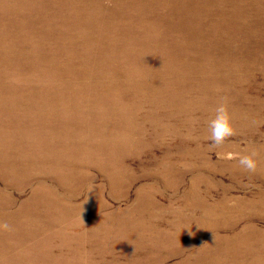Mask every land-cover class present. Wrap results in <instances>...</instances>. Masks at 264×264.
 <instances>
[{
	"label": "rangeland",
	"instance_id": "374dc122",
	"mask_svg": "<svg viewBox=\"0 0 264 264\" xmlns=\"http://www.w3.org/2000/svg\"><path fill=\"white\" fill-rule=\"evenodd\" d=\"M5 222L0 264H264V0H0Z\"/></svg>",
	"mask_w": 264,
	"mask_h": 264
},
{
	"label": "clouds",
	"instance_id": "9594fccd",
	"mask_svg": "<svg viewBox=\"0 0 264 264\" xmlns=\"http://www.w3.org/2000/svg\"><path fill=\"white\" fill-rule=\"evenodd\" d=\"M214 116L208 121L207 139L212 141L213 146H222L230 137L235 136L236 129L232 122V116L229 112L227 99L225 98L214 109ZM257 150H252L250 153L241 154L228 152L223 154L221 158L228 160H237L238 165L245 171L254 173L258 167ZM91 186L89 191H91ZM10 230V226L5 223H0V231Z\"/></svg>",
	"mask_w": 264,
	"mask_h": 264
}]
</instances>
